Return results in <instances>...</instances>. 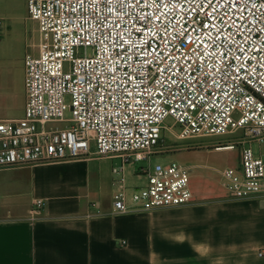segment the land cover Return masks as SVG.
<instances>
[{"label": "built area", "instance_id": "1", "mask_svg": "<svg viewBox=\"0 0 264 264\" xmlns=\"http://www.w3.org/2000/svg\"><path fill=\"white\" fill-rule=\"evenodd\" d=\"M28 10L38 55L24 60L23 117L0 118V170L118 159L112 212H150L194 203V166L143 162L239 149V166L221 172L225 197L264 199V0H28ZM43 208L34 201L32 219Z\"/></svg>", "mask_w": 264, "mask_h": 264}, {"label": "crops", "instance_id": "2", "mask_svg": "<svg viewBox=\"0 0 264 264\" xmlns=\"http://www.w3.org/2000/svg\"><path fill=\"white\" fill-rule=\"evenodd\" d=\"M92 159L0 170V264H264V199L193 193L192 205L114 214L113 166L96 191Z\"/></svg>", "mask_w": 264, "mask_h": 264}, {"label": "rangeland", "instance_id": "3", "mask_svg": "<svg viewBox=\"0 0 264 264\" xmlns=\"http://www.w3.org/2000/svg\"><path fill=\"white\" fill-rule=\"evenodd\" d=\"M0 118L19 119L24 115L26 103L25 65L27 55L37 56L40 43L39 25L30 19L28 0H0ZM69 117V114L67 115ZM166 125L173 120L167 119ZM60 128L64 124H54ZM169 145H179L174 135L166 133ZM218 139L196 140L208 144ZM240 150L215 151L198 149L181 151L164 156L152 157L141 165L154 167L158 164H171L192 167L190 186L193 193H223L221 172L240 164ZM90 169L93 173L92 189L110 188V168L118 165V159H92ZM89 169V168H88ZM86 173V172H85ZM88 173V172H87ZM86 173V177L88 174ZM105 205L110 201L105 200Z\"/></svg>", "mask_w": 264, "mask_h": 264}]
</instances>
